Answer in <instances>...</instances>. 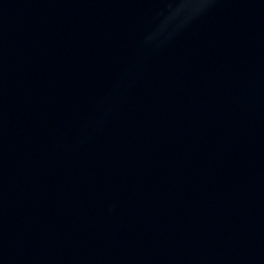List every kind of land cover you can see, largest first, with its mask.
Instances as JSON below:
<instances>
[{
	"label": "water",
	"instance_id": "water-1",
	"mask_svg": "<svg viewBox=\"0 0 264 264\" xmlns=\"http://www.w3.org/2000/svg\"><path fill=\"white\" fill-rule=\"evenodd\" d=\"M0 264H264V0H0Z\"/></svg>",
	"mask_w": 264,
	"mask_h": 264
}]
</instances>
